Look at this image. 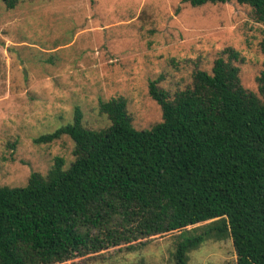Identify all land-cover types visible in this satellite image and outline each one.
<instances>
[{"label": "trees", "instance_id": "trees-1", "mask_svg": "<svg viewBox=\"0 0 264 264\" xmlns=\"http://www.w3.org/2000/svg\"><path fill=\"white\" fill-rule=\"evenodd\" d=\"M1 1L14 10L22 0ZM228 3L251 7L264 26V0H182L193 8ZM238 62L226 49L211 73L197 69L174 94L161 77L150 82L162 112L150 130L136 129L127 100L114 97L99 105L109 127L86 128L76 107L72 124L36 138L47 145L69 137L75 159L65 168L55 158L24 187L0 186V264L134 251L169 233H178L175 264H189L210 239L231 240L237 264H264V70L257 94L242 85Z\"/></svg>", "mask_w": 264, "mask_h": 264}, {"label": "rangeland", "instance_id": "rangeland-1", "mask_svg": "<svg viewBox=\"0 0 264 264\" xmlns=\"http://www.w3.org/2000/svg\"><path fill=\"white\" fill-rule=\"evenodd\" d=\"M229 48L240 54L242 85L258 94L264 26L249 6L22 0L8 10L0 0V186H26L31 174L46 175L57 157L69 167L75 159L69 137L47 145L34 140L72 124L76 107L86 128L101 130L110 121L100 103L123 97L134 127L150 130L162 112L149 83L161 77L159 86L174 94L191 85L197 69L211 73ZM177 234L142 240L134 251L122 245L60 264H175ZM189 264H237L232 241L207 240Z\"/></svg>", "mask_w": 264, "mask_h": 264}]
</instances>
